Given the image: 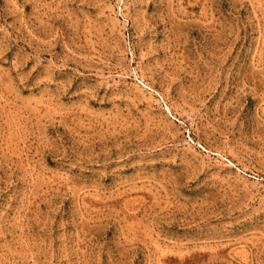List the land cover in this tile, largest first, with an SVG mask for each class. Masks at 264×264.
Segmentation results:
<instances>
[{
    "label": "rangeland",
    "instance_id": "obj_1",
    "mask_svg": "<svg viewBox=\"0 0 264 264\" xmlns=\"http://www.w3.org/2000/svg\"><path fill=\"white\" fill-rule=\"evenodd\" d=\"M0 264H264V0H0Z\"/></svg>",
    "mask_w": 264,
    "mask_h": 264
}]
</instances>
